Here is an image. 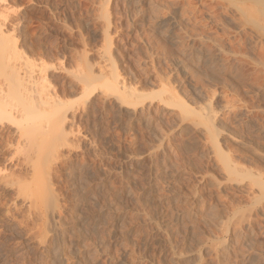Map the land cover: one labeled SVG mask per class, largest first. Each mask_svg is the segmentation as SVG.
Segmentation results:
<instances>
[{
	"label": "rangeland",
	"instance_id": "obj_1",
	"mask_svg": "<svg viewBox=\"0 0 264 264\" xmlns=\"http://www.w3.org/2000/svg\"><path fill=\"white\" fill-rule=\"evenodd\" d=\"M263 15L264 0L1 1L66 123L32 109L0 125V264H264ZM113 70L141 100L121 101Z\"/></svg>",
	"mask_w": 264,
	"mask_h": 264
},
{
	"label": "bare ground",
	"instance_id": "obj_2",
	"mask_svg": "<svg viewBox=\"0 0 264 264\" xmlns=\"http://www.w3.org/2000/svg\"><path fill=\"white\" fill-rule=\"evenodd\" d=\"M1 1L4 2L6 0H0V2ZM254 15L256 16V14ZM6 19L7 18H5V20ZM2 26L4 27V24L2 25L0 24V123H1L0 125L3 126L5 123H9L10 121H13L14 120L13 118L15 117L22 118L23 116L28 115L27 114L28 111L32 109L38 110L42 113L43 111L45 113L50 109L51 117L54 119L53 123H55L56 125L53 123L51 124L57 126V128L59 127L63 128L66 121L60 119L63 116V111L65 110V104L62 102L61 96L58 94L59 93L58 91L57 92L53 91V93H50L48 91L50 89L49 88L50 77L48 74V69L47 68L46 69L43 68L42 70L40 69L38 73L37 71L39 70V68L36 67V64L29 63L30 62L29 59L23 60V58L21 57L22 55L18 53L19 49L17 50L18 48L17 41L15 42L12 41L11 38L7 36ZM10 44L12 47L10 46ZM35 68L38 70L36 71ZM111 72L113 74H108V75L106 73L103 74L108 85L116 89L117 92L119 90L121 91L120 92L121 95L119 93L118 94L121 97L120 99L123 103L127 105L135 104L141 98V95L138 92H136L137 89L136 91H134L133 88H130L126 85L127 82H124L122 80L120 81V76L117 75L118 73H115L114 70ZM3 77L5 79L3 80L4 82L8 81L7 86L5 85L6 83L4 84L1 79ZM12 99L13 101L16 99L17 103L14 101V103L16 104H13ZM43 109H47V110H43ZM55 126L53 127L54 129L56 128ZM56 133H58V131ZM59 133L61 134L62 132ZM55 139L56 141H59V137L58 139L57 137H55L52 138L51 140L54 141Z\"/></svg>",
	"mask_w": 264,
	"mask_h": 264
}]
</instances>
